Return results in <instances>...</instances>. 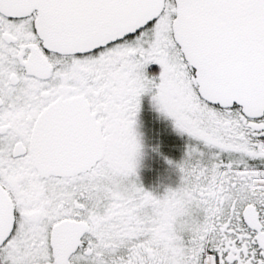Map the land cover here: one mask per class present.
I'll return each instance as SVG.
<instances>
[{
  "label": "snow or ice",
  "instance_id": "1",
  "mask_svg": "<svg viewBox=\"0 0 264 264\" xmlns=\"http://www.w3.org/2000/svg\"><path fill=\"white\" fill-rule=\"evenodd\" d=\"M0 264H264V0H0Z\"/></svg>",
  "mask_w": 264,
  "mask_h": 264
},
{
  "label": "flooded vegetation",
  "instance_id": "2",
  "mask_svg": "<svg viewBox=\"0 0 264 264\" xmlns=\"http://www.w3.org/2000/svg\"><path fill=\"white\" fill-rule=\"evenodd\" d=\"M136 120L138 122L137 127L146 122L155 128V138H157V141L160 140L159 143H163L162 138L166 136L167 132L170 134V141L166 142L168 150L158 152L155 149L153 151L156 158L154 162V180L159 179L154 185L153 192L162 193L167 187H175L180 178L179 170L175 165L184 157L186 148L191 142L190 137L187 133L179 132L175 128L172 119L157 110L148 94L141 97V107ZM169 161H172V163H169Z\"/></svg>",
  "mask_w": 264,
  "mask_h": 264
},
{
  "label": "rangeland",
  "instance_id": "3",
  "mask_svg": "<svg viewBox=\"0 0 264 264\" xmlns=\"http://www.w3.org/2000/svg\"><path fill=\"white\" fill-rule=\"evenodd\" d=\"M138 126V122L136 124V131L138 133L139 140L142 144V148L138 155V166H137V174L139 183L146 189L153 191L154 185L159 181V179H155V160L153 151L155 149L159 151H167V143L170 141V134L167 132L166 136L162 138L163 143H159L156 137V129L148 125L142 124ZM166 132V131H165Z\"/></svg>",
  "mask_w": 264,
  "mask_h": 264
}]
</instances>
